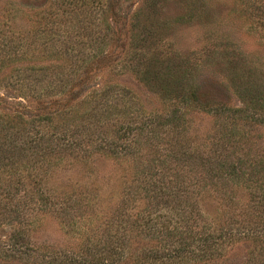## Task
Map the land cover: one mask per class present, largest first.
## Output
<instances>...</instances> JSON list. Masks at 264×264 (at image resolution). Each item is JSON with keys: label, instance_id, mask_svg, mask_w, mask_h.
<instances>
[{"label": "trees", "instance_id": "obj_1", "mask_svg": "<svg viewBox=\"0 0 264 264\" xmlns=\"http://www.w3.org/2000/svg\"><path fill=\"white\" fill-rule=\"evenodd\" d=\"M66 1L62 2L66 13L89 10V0ZM146 5L152 13L158 12V0H148ZM59 8L51 12L52 20H38L37 27L25 35L8 36V52L0 47V66L4 61L10 66L21 64L11 85L20 100L0 105V192L8 198L23 194L26 200L23 217L14 207L0 220L12 229L0 238L2 259L52 264L29 241L30 226L38 212H51L73 225L84 219L70 210L86 205L64 203V187L50 186L48 179L60 163L86 160L94 153L132 164L131 180L115 210L123 214L128 201L141 205L136 215H129L139 222L140 235L157 243L140 249L138 256L152 264L174 260L213 264L223 258L230 243L239 240L256 243L263 255L264 153L252 152L253 139L246 126L264 127V82L253 78V71L241 75L235 90L241 106L202 101L197 86L189 82L188 64L173 63L162 48L163 39L150 28L135 33L137 25L129 19L119 22L107 16L103 35L76 32L72 38L57 18ZM104 11L109 14L111 6ZM117 23L127 27L123 42L115 33ZM77 25L85 27L79 20ZM82 35L86 41L77 50L69 44L70 38L78 41ZM114 49H121V54L111 67L131 72L150 90L161 93L170 108L140 111L120 89L112 88L93 90L91 99L79 100V85L112 57ZM51 60L66 63L43 64ZM31 102L36 106L31 107ZM83 103L90 106L79 116ZM189 110L220 118L216 147L201 150L188 139ZM63 114H69L67 123ZM205 195L216 200L217 215L208 216L198 207ZM162 212L175 217L173 224L161 220ZM20 223L23 228L17 227ZM24 232L22 242L19 237ZM130 239L125 232L108 239L106 251L117 257L112 264L131 256L126 252Z\"/></svg>", "mask_w": 264, "mask_h": 264}, {"label": "rangeland", "instance_id": "obj_2", "mask_svg": "<svg viewBox=\"0 0 264 264\" xmlns=\"http://www.w3.org/2000/svg\"><path fill=\"white\" fill-rule=\"evenodd\" d=\"M62 2L67 1L0 0V47L5 46L8 52V36L25 35L28 30L37 27L38 20H52L54 16L51 12L56 11L59 5L57 18L69 28L67 30H70L68 32L72 38L76 32L103 35L107 16L119 22L129 19L133 25H137L135 33L141 28H150L163 39L162 48L168 50V57L173 63L188 64L185 68L189 71V82L197 86L202 101L241 106L235 91L241 75L246 74V71H253V78L264 82V0H158L157 13L148 9V0H89V10L76 14L66 13ZM109 6L111 11L106 14L104 10ZM77 20L85 27L78 28ZM92 20L95 24L91 25ZM126 31L124 24L117 23L115 33L122 42L125 41ZM85 41L86 36L82 35L78 41L70 38L69 44L80 50ZM120 54L121 49H114L112 57L104 60L90 78L79 85V91H76L81 96L79 100L91 99L93 90L112 88L120 89L140 111L163 112L170 108L171 105L160 98L161 93L150 90L131 72H121L111 67L114 60L118 61ZM5 62L0 66V105L20 100L17 97L18 91L12 89L11 85L16 81L15 68L21 64L10 66ZM51 63L65 65L66 62L51 60L43 64ZM66 65L69 67V64ZM31 104V107L36 106L34 102ZM86 106L90 105L80 104L79 116ZM73 107L76 108V105ZM132 111L137 113V110ZM68 116L69 114H63L62 121L67 123L65 118ZM187 119L190 134L188 139L193 145L201 150H209L211 145L212 148L216 147V135L221 131L219 117L189 110ZM246 130L249 131L247 135L253 139L250 146L252 152L264 153V127L246 126ZM131 167L132 164L129 165L124 159L103 153H94L82 161L60 163L53 170L48 184L55 188L64 187L65 191L61 193L64 203L75 205L80 202L86 205L79 210H70L71 213L83 215L84 219L73 225L64 219H58L51 212H38L28 233L32 245L40 248L38 255L41 252L47 258L45 260L50 259L52 264H112L111 261L117 257L108 255V239L116 233L125 232L130 234L126 252L131 253V256L119 264H152L153 261L140 254L138 256V253L144 247H154L157 242L140 235L137 227L139 222H133L135 216L129 215H136L137 207L141 205L128 201L122 215L115 210L123 196V188L131 180ZM2 193L0 192V220L14 207L19 209L23 217L26 201L23 194L8 198ZM241 194L242 191H239L238 196ZM198 207L208 216H215L220 211L216 200L207 195L199 201ZM160 214L163 216L161 220L169 219L173 224L175 217L163 212ZM9 226L5 221L0 223V238L4 239L10 234L12 229ZM17 227L23 228L24 224L20 223ZM21 236L20 241H25V232ZM255 244L250 240L232 242L224 249L223 258L213 264L264 263V254H260L259 247ZM30 260L36 259L32 257ZM25 261L27 260H4L0 256V264H31ZM167 264L181 263L174 260Z\"/></svg>", "mask_w": 264, "mask_h": 264}]
</instances>
